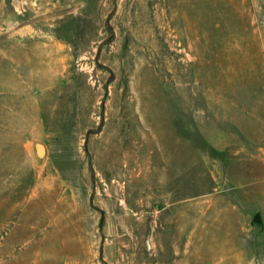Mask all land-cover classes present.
Segmentation results:
<instances>
[{
    "label": "rangeland",
    "instance_id": "rangeland-1",
    "mask_svg": "<svg viewBox=\"0 0 264 264\" xmlns=\"http://www.w3.org/2000/svg\"><path fill=\"white\" fill-rule=\"evenodd\" d=\"M0 264H264V0H0Z\"/></svg>",
    "mask_w": 264,
    "mask_h": 264
},
{
    "label": "water",
    "instance_id": "water-1",
    "mask_svg": "<svg viewBox=\"0 0 264 264\" xmlns=\"http://www.w3.org/2000/svg\"><path fill=\"white\" fill-rule=\"evenodd\" d=\"M38 153L41 156L44 154V148H43V146H41V145L38 146ZM254 222L257 223L260 226L263 225V220L261 219L260 215H257L255 217Z\"/></svg>",
    "mask_w": 264,
    "mask_h": 264
}]
</instances>
